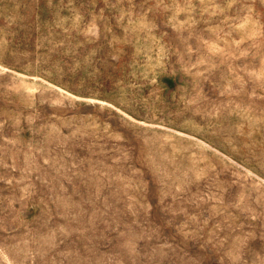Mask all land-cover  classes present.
I'll return each instance as SVG.
<instances>
[{
	"label": "rangeland",
	"instance_id": "rangeland-1",
	"mask_svg": "<svg viewBox=\"0 0 264 264\" xmlns=\"http://www.w3.org/2000/svg\"><path fill=\"white\" fill-rule=\"evenodd\" d=\"M0 264H264V0H0Z\"/></svg>",
	"mask_w": 264,
	"mask_h": 264
}]
</instances>
